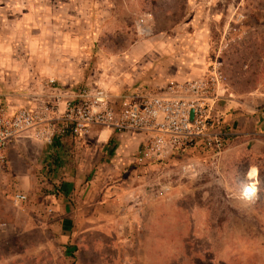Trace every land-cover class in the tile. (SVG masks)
Instances as JSON below:
<instances>
[{
    "label": "crops",
    "instance_id": "crops-1",
    "mask_svg": "<svg viewBox=\"0 0 264 264\" xmlns=\"http://www.w3.org/2000/svg\"><path fill=\"white\" fill-rule=\"evenodd\" d=\"M224 1L215 6L212 0H187L178 22L169 8L151 12L145 34L120 48H110L105 40L113 19L99 17L92 5L88 14L81 3L44 7L43 13L34 4L22 12L12 3L1 5L0 99L9 113L48 100L63 108L88 89L117 106L124 97L164 92L169 81L198 78L209 63V29L219 16L214 11ZM71 6L73 12L65 13ZM156 17L163 19L161 26ZM219 107L218 102V112ZM231 130L232 139L242 132L237 125ZM145 138L140 132L93 126L85 135L52 143L29 135L15 139L7 149L8 170L0 173V237L37 229L55 231L60 241H78L87 232L116 231L114 223L122 220L124 209H139L148 187L161 179L160 166L142 171L135 165ZM28 142L37 148L24 158ZM14 156L22 158L25 171L13 170ZM41 166L48 173L40 175L37 185L30 170ZM16 192L27 200L14 201Z\"/></svg>",
    "mask_w": 264,
    "mask_h": 264
},
{
    "label": "rangeland",
    "instance_id": "rangeland-1",
    "mask_svg": "<svg viewBox=\"0 0 264 264\" xmlns=\"http://www.w3.org/2000/svg\"><path fill=\"white\" fill-rule=\"evenodd\" d=\"M10 3L19 12L34 4L41 13L81 3L88 14L92 5L99 17L113 19L105 38L110 48L145 34L151 12L169 8L178 22L187 11V0H0V6ZM224 4L211 21L207 69L214 65L223 77L222 118L242 132L219 155H196L192 174L179 170L185 157L159 165V183L148 187L139 209H124L113 233L60 241L55 231L34 229L0 237V264H264V0ZM156 21L163 24L160 17ZM35 148L26 143L22 157ZM23 163L14 156L13 170L25 171ZM30 171L37 185L48 173L42 166ZM246 186L255 187L253 195H243Z\"/></svg>",
    "mask_w": 264,
    "mask_h": 264
},
{
    "label": "built area",
    "instance_id": "built-area-1",
    "mask_svg": "<svg viewBox=\"0 0 264 264\" xmlns=\"http://www.w3.org/2000/svg\"><path fill=\"white\" fill-rule=\"evenodd\" d=\"M223 84L222 75L212 65L198 78L169 81L164 92L124 97L117 106L88 89L78 91L63 108L48 100L35 108L19 107L9 113L0 99V173L8 170V147L22 135L52 143L66 135H85L93 126H101L146 135L134 157L142 171L185 157L179 170L192 174L196 155L217 156L232 138L231 127L218 112ZM247 187L243 195H253L255 187L251 192ZM13 199L23 202L27 195L16 192Z\"/></svg>",
    "mask_w": 264,
    "mask_h": 264
},
{
    "label": "snow or ice",
    "instance_id": "snow-or-ice-1",
    "mask_svg": "<svg viewBox=\"0 0 264 264\" xmlns=\"http://www.w3.org/2000/svg\"><path fill=\"white\" fill-rule=\"evenodd\" d=\"M247 191H248V192H251V191H252V189H250V188H249Z\"/></svg>",
    "mask_w": 264,
    "mask_h": 264
}]
</instances>
